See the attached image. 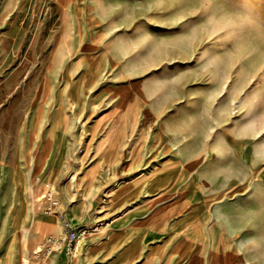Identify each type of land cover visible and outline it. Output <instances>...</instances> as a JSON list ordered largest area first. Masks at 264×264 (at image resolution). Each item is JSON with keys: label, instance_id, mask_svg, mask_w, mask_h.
I'll return each mask as SVG.
<instances>
[{"label": "rangeland", "instance_id": "obj_1", "mask_svg": "<svg viewBox=\"0 0 264 264\" xmlns=\"http://www.w3.org/2000/svg\"><path fill=\"white\" fill-rule=\"evenodd\" d=\"M104 1L94 29L78 7L66 10L56 0H0V264H33L39 243L60 237L65 224L95 232L76 254L57 251L59 258L46 264L54 257L57 264H212L210 189L178 174L165 188L147 191L122 174L123 166L117 174L109 167L88 174L98 158L87 122L111 113L109 90L120 85L114 70L143 81L165 66L172 81L192 65L184 59L207 48L213 73L225 72L231 86L242 71L255 75L251 86H264V0H186L179 11L165 2L149 16L150 27L131 20L129 0ZM50 121L70 122L71 133L49 136ZM177 143L179 158L190 159L191 143ZM152 159L141 167L143 178ZM210 167L202 158L206 183ZM44 183L57 191L55 217L43 212ZM198 198L204 205L192 220L190 204ZM193 228L201 234L184 239Z\"/></svg>", "mask_w": 264, "mask_h": 264}, {"label": "crops", "instance_id": "obj_2", "mask_svg": "<svg viewBox=\"0 0 264 264\" xmlns=\"http://www.w3.org/2000/svg\"><path fill=\"white\" fill-rule=\"evenodd\" d=\"M59 1L66 10L78 7L82 22L94 29L106 4L104 0ZM129 4L134 13L131 20H144L148 27L153 10L166 6L154 7L151 0H129ZM82 14L94 23L88 25ZM205 50L184 59L192 65L184 66L172 81L166 70H151L143 81L132 79L133 72L114 70L112 75L118 79L113 83L120 85L109 90L114 103L111 113L87 122L98 158L87 173L98 174L109 167L117 174L123 166L122 174H132L131 181L146 184L147 191L161 190L178 174H186L193 187L203 184L212 189L205 209L212 219V264H264V110L257 111L251 104L254 97L264 99V86H251L255 75L249 71H242L231 86L225 72L213 73L212 48ZM71 129L70 122L50 121L48 132L58 137ZM177 142L191 143L190 159L179 158L182 145ZM148 157L155 163L143 178L141 167ZM202 158L212 161L208 183L201 175ZM100 188L102 184L95 189ZM202 203L198 198L190 204L192 220L200 217ZM198 234V228L185 230L183 238ZM52 255L59 258L56 252ZM47 264H57L55 257Z\"/></svg>", "mask_w": 264, "mask_h": 264}, {"label": "built area", "instance_id": "obj_3", "mask_svg": "<svg viewBox=\"0 0 264 264\" xmlns=\"http://www.w3.org/2000/svg\"><path fill=\"white\" fill-rule=\"evenodd\" d=\"M54 185L50 183H44V189L41 193V198L44 200V214L47 216H56V211L59 202ZM92 232H95V228L89 229L85 226H78L74 228L68 224H65L63 233L60 237L46 236L39 243L37 248L33 251V264H45L46 260L55 252L63 250L66 254H76L82 247V243L86 237Z\"/></svg>", "mask_w": 264, "mask_h": 264}, {"label": "snow or ice", "instance_id": "obj_4", "mask_svg": "<svg viewBox=\"0 0 264 264\" xmlns=\"http://www.w3.org/2000/svg\"><path fill=\"white\" fill-rule=\"evenodd\" d=\"M160 3H165V2H171L174 5V8L176 11H179L185 4L186 0H159ZM172 13L170 12L169 15H171ZM200 17H196L194 19H192L191 21H189V24H195L199 21ZM181 27H183V25H181ZM145 44L148 45V47H150V43L145 41ZM143 47V45H142ZM144 51H147V48L145 47L143 51H141L140 55L144 54ZM135 59V57H133ZM164 67L165 66H161L159 69H157V72H163L164 71ZM227 87V85H226ZM251 104L255 106L257 111L260 110H264V99L261 98H253L251 101ZM255 114V113H254Z\"/></svg>", "mask_w": 264, "mask_h": 264}, {"label": "bare ground", "instance_id": "obj_5", "mask_svg": "<svg viewBox=\"0 0 264 264\" xmlns=\"http://www.w3.org/2000/svg\"><path fill=\"white\" fill-rule=\"evenodd\" d=\"M67 262V261H66Z\"/></svg>", "mask_w": 264, "mask_h": 264}]
</instances>
